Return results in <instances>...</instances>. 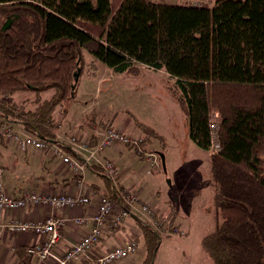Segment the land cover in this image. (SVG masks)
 <instances>
[{"label": "trees", "instance_id": "16d2710c", "mask_svg": "<svg viewBox=\"0 0 264 264\" xmlns=\"http://www.w3.org/2000/svg\"><path fill=\"white\" fill-rule=\"evenodd\" d=\"M83 52L114 72L164 71L201 150H211L209 119L218 113L219 148L209 156L213 224L200 247L212 264H264V0H0L2 123L19 124L80 159L57 129L83 72ZM25 92L34 99L11 100ZM139 126L142 137L126 146L144 158L160 136ZM98 141L91 136L88 147ZM87 168L110 182L98 164ZM113 191L109 186L117 200ZM179 215L170 203L161 227L176 232ZM137 222L146 252L141 264H154L163 235Z\"/></svg>", "mask_w": 264, "mask_h": 264}, {"label": "rangeland", "instance_id": "374dc122", "mask_svg": "<svg viewBox=\"0 0 264 264\" xmlns=\"http://www.w3.org/2000/svg\"><path fill=\"white\" fill-rule=\"evenodd\" d=\"M83 54V72L76 79L73 100L63 106L68 112L57 129L58 139L68 142L75 136L77 141L83 133L88 141L100 135L106 124L133 139L142 137L139 125L155 130L160 137L147 149L153 152L157 166L150 167L133 148L124 147L112 158L118 169L117 182L140 193V199L151 205L158 221L163 220L170 203L184 216L176 219L177 231L162 239L170 264H212L201 250L200 238L213 224L209 208L214 185L209 156L215 150H201L190 140L185 115L172 94L173 80L164 71L147 67H141L138 73L114 72L86 52ZM48 94L43 96L48 98ZM26 98L33 100L34 95L18 93L11 100L22 102ZM26 104L31 106L29 101ZM1 136L3 142L12 143L6 135ZM159 153L164 155V165ZM184 230H188L187 237L180 233Z\"/></svg>", "mask_w": 264, "mask_h": 264}, {"label": "built area", "instance_id": "2783aa9c", "mask_svg": "<svg viewBox=\"0 0 264 264\" xmlns=\"http://www.w3.org/2000/svg\"><path fill=\"white\" fill-rule=\"evenodd\" d=\"M195 5H208L215 0H189ZM217 112H212L209 119L211 131V149L217 150L219 143L217 140V129L219 127V118ZM2 133L16 144L20 151L35 149L40 151H50L53 155L59 156L63 163L78 173L86 168V163L98 164L105 175L110 179L113 194L117 200L112 199L110 194L103 192L99 195L98 202L94 208L89 210V214L84 213L63 218L56 216L53 210L57 209H77L83 208L89 204V196L67 191L36 190L24 192L21 196H10L3 186V169L0 166V243L4 233L9 235L19 233H31L37 236V241L25 247V253L37 259L38 263L43 264H113L127 260L137 251V243L134 239L128 238L122 244L112 247L103 255L94 253L93 248L101 240L102 231L106 227L113 230L123 219L130 215L146 220L152 224L163 235H169L165 227H161L162 221L156 219L154 209L150 204L142 201L140 197L132 191L120 189L117 182L118 169L109 159L100 157V153L110 150L115 143L137 144L140 138L133 139L124 134L120 129L106 124L101 129L98 144L94 148L88 147V141L82 140L80 143L72 136L67 143L75 150L84 161L78 159L71 153L66 152L61 146L51 141L42 139L28 132L15 129L9 124L3 125ZM86 152L85 153H83ZM147 163L150 167L157 166L153 152L145 153ZM79 187L81 185L79 184ZM113 190V189H112ZM30 206H40L48 208L51 213L45 218H12L7 221L3 219L5 211L16 212ZM76 225L91 224V228L77 242L57 254L54 246L58 245L62 237V228L67 220ZM182 235L184 232H180ZM28 264V263H23Z\"/></svg>", "mask_w": 264, "mask_h": 264}, {"label": "crops", "instance_id": "0c3cea01", "mask_svg": "<svg viewBox=\"0 0 264 264\" xmlns=\"http://www.w3.org/2000/svg\"><path fill=\"white\" fill-rule=\"evenodd\" d=\"M8 124L10 126H14L15 129L25 131L20 125H17L16 123ZM3 125L4 124L0 119V144L1 146L3 144L2 147L0 146V166L3 169V186L5 191L10 196L18 197L21 196L24 192L42 189L53 191H67L71 193H78V191L80 190L82 194H86L90 198L89 204L87 206L74 210H53V213L56 216L70 218L71 216L82 213H84L85 215L89 214V210L96 206L99 195L105 192V190L109 192V186L111 188V185L109 184L110 182L104 176L95 174L87 167L83 171L76 173L72 171L66 163H63L62 159L59 156L53 155L50 151H40L31 148L27 149L26 151H20L15 143H9L5 141V139L4 142L6 145H4L1 136V134H3ZM18 127H20L21 129H19ZM124 147L127 146H125L123 143H115L110 150L100 153V157H104L112 161L113 156L117 153L121 154ZM145 148V153L151 151L150 149H147V146ZM140 159L145 161V163L148 162L146 156ZM79 184L81 185V187H79ZM120 186L134 192L138 196L140 195V193L133 191L131 187L126 186L125 183H120ZM50 213L51 211L48 208L40 206H30L16 212L5 211L3 213V219L5 221L12 218L41 219L45 218ZM183 217L184 216H182L181 214L180 218ZM177 218L179 219V216ZM137 219V216L130 215L125 217L123 221L118 224L113 230H108L105 227L102 231L99 244L93 248L94 253L97 255H103L112 247L122 244L128 238H132L137 243L136 253L132 254V256H130L127 260L115 262L113 264H141L145 258L146 252L143 244L142 232L140 227L138 226ZM181 220L183 219H180L179 221ZM176 223L177 222L175 220V226L177 230ZM90 228V223H87L85 225H76L68 219L62 228L61 240L58 245L54 246V251L57 254L63 253L65 249L77 242L86 232L89 231ZM183 235L184 237H187L188 230H184ZM36 241L37 236L31 233H19L14 235L4 233L2 236V241L0 243V264H43L38 263L35 257L27 255L24 251L27 245L32 244ZM185 244L187 245L188 242L186 241ZM139 245L141 247H138ZM164 247L165 246L163 244V241L161 240V243L156 252L154 264H170V254L165 250ZM138 252L139 256H136Z\"/></svg>", "mask_w": 264, "mask_h": 264}, {"label": "water", "instance_id": "95a60500", "mask_svg": "<svg viewBox=\"0 0 264 264\" xmlns=\"http://www.w3.org/2000/svg\"><path fill=\"white\" fill-rule=\"evenodd\" d=\"M159 156H160L162 164L164 165V155H163V153H159ZM80 160L84 161V158L80 157ZM86 167H89V163H86Z\"/></svg>", "mask_w": 264, "mask_h": 264}, {"label": "bare ground", "instance_id": "6f19581e", "mask_svg": "<svg viewBox=\"0 0 264 264\" xmlns=\"http://www.w3.org/2000/svg\"><path fill=\"white\" fill-rule=\"evenodd\" d=\"M211 115V114H210Z\"/></svg>", "mask_w": 264, "mask_h": 264}]
</instances>
